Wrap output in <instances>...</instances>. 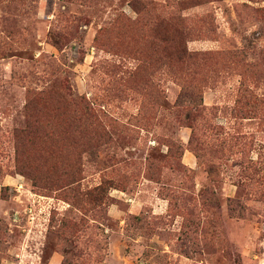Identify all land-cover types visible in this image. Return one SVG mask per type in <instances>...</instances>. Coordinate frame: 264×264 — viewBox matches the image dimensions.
<instances>
[{
  "label": "rangeland",
  "instance_id": "1",
  "mask_svg": "<svg viewBox=\"0 0 264 264\" xmlns=\"http://www.w3.org/2000/svg\"><path fill=\"white\" fill-rule=\"evenodd\" d=\"M0 264H264V0H0Z\"/></svg>",
  "mask_w": 264,
  "mask_h": 264
}]
</instances>
